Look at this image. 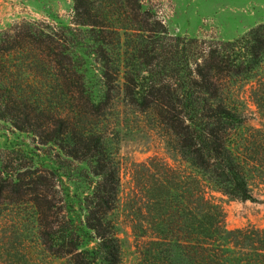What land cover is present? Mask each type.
I'll return each instance as SVG.
<instances>
[{
    "label": "trees",
    "instance_id": "obj_1",
    "mask_svg": "<svg viewBox=\"0 0 264 264\" xmlns=\"http://www.w3.org/2000/svg\"><path fill=\"white\" fill-rule=\"evenodd\" d=\"M83 55L99 71L103 92L97 101L86 85ZM262 65L264 23L206 45L169 33L142 0H73L66 25L46 19L12 24L0 31V120L86 164L95 181L84 226L96 241L82 246L79 225L60 205L54 172L22 171L23 154L0 156V205L30 202L40 244L59 264H119L120 242L109 217L117 202L118 162L102 126L110 100L119 95L156 121L190 169L180 174L163 162L155 188L137 184V201L146 200L154 212L146 217L137 207L140 221L150 226L135 230L144 244L139 264H264V228H226L222 208L206 195L210 187L255 201L249 181L264 180V124H246L233 102L238 91L226 83L235 76L245 83L256 79L251 100L264 110ZM14 243L13 258L27 263L21 238ZM8 256L1 237L0 264Z\"/></svg>",
    "mask_w": 264,
    "mask_h": 264
},
{
    "label": "rangeland",
    "instance_id": "obj_2",
    "mask_svg": "<svg viewBox=\"0 0 264 264\" xmlns=\"http://www.w3.org/2000/svg\"><path fill=\"white\" fill-rule=\"evenodd\" d=\"M142 4L162 20L169 33L198 38L206 45L234 40L246 34L250 28L264 23V0H142ZM72 7L73 0H0V31L23 19H46L55 25H66ZM83 59L86 85L97 101L103 92L99 71L91 56L83 55ZM258 72L260 76L263 75L264 68ZM255 81L252 79L245 83L242 77L235 76L226 86L238 91L233 102L243 112L246 124L259 127L264 124V110L258 109L251 100L250 86ZM102 126L107 145L118 162L117 202L109 217L120 242L119 264H139V250L144 244L141 238L136 237L135 230L141 233L140 226L146 227V230L150 226L140 221L137 207L146 217L154 212L149 213L151 205L146 200L137 201L140 197L136 194L137 184L146 183L155 188L163 175V162L180 174L190 169L168 147L164 131L156 121L125 105L119 95H114L110 100ZM6 152L19 156L23 154L19 162L25 165L22 171L39 168L54 172L55 190L62 199L60 205L79 225L82 246L92 247L96 240L85 228L84 217L85 200L92 191L95 178L86 164L71 162L51 144H38L30 134L0 120V156ZM249 184L255 201L231 198L213 188H206V195L222 208L228 229L248 225L264 228V180L253 176ZM47 200L50 201L51 197H47ZM36 218L34 206L28 201L21 206L12 203L0 205V238L5 239L10 255L6 257V264L22 263H17L13 258L14 241L18 238H21L28 253V261L23 264H59V261L45 254L38 239Z\"/></svg>",
    "mask_w": 264,
    "mask_h": 264
}]
</instances>
